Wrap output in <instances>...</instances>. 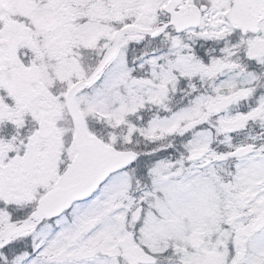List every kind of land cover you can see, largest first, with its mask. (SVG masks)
Segmentation results:
<instances>
[{"label":"snow or ice","instance_id":"obj_1","mask_svg":"<svg viewBox=\"0 0 264 264\" xmlns=\"http://www.w3.org/2000/svg\"><path fill=\"white\" fill-rule=\"evenodd\" d=\"M0 264H264V0H0Z\"/></svg>","mask_w":264,"mask_h":264}]
</instances>
